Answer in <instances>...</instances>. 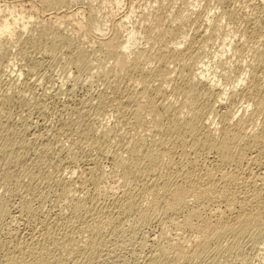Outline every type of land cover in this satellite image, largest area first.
I'll list each match as a JSON object with an SVG mask.
<instances>
[{
  "label": "rangeland",
  "instance_id": "374dc122",
  "mask_svg": "<svg viewBox=\"0 0 264 264\" xmlns=\"http://www.w3.org/2000/svg\"><path fill=\"white\" fill-rule=\"evenodd\" d=\"M262 2H264V0H0V9L2 10L0 13V23H2L4 18H11L8 14V10L16 16L18 14L25 15L28 21L26 30H22L20 29L21 27L17 26L15 31L10 34H0V106H2L0 107V125L3 127L2 129L8 130V134L13 141L19 143L22 139L25 144H27L25 146L21 144L14 145L12 155L16 156L15 159H5L4 156L0 155V200L6 203L8 211L5 213L6 215H3L0 219V248L4 246L12 249V246L9 245L10 242L15 245L22 241H28L31 236L33 239L42 240L45 238L43 233L46 231V226H44V224L54 222L55 220L57 222L59 221L60 228L61 225L63 226L61 230L58 228V231L61 233H71L73 231L70 228L74 226H71L67 222V219L72 216V208H69V206H72V202L69 199L65 201L60 195V189L63 184H68L69 187H71L72 193L70 194L73 195L74 198L84 200L88 205L90 204V206H92V209H95L92 210V212L94 211L93 214L96 215H93L95 218H99L98 216L100 215L99 219H101V216L106 210H109V214H112L110 215V218H113L111 220L112 222H110L111 224L108 223V225H106V222H103L99 228L100 231L96 229V226L94 229L93 225L87 222L89 219L88 214H92V212L83 213V211H81V213H78V218H74L75 223L85 224H83L85 230L81 231H85V233L81 234V232H78L77 235L75 234V236H79L76 238L79 239L76 240V242L81 240L80 242L82 243L83 240L85 243V240L87 241L89 238L87 237L88 233H92L96 236L97 242H103L104 244L102 248L99 247V251L95 252L92 256L94 264H144L146 255H148L147 253H150L151 250L156 252V254L160 253L155 249L161 242L163 245L172 244L173 240L176 242L177 240L174 233L180 232V230L173 226L174 224L169 220L170 218L167 217V219L159 208L153 206L151 209L149 205H146V203L148 204L147 201L143 202L140 199V194L137 193L139 192V190H137L138 187H136L137 189H135L134 192L135 195L138 194L136 195V199L138 197L137 202H141V204H139L140 206L137 204L139 209L135 206V212L133 209L132 212L124 213L120 208L114 207L115 210L112 206L114 204H112L113 199L110 197L111 193L115 191L119 194L124 190L119 186L120 181L118 180V176L112 173L111 161L114 156L125 155L126 149L130 146L132 141L136 139L135 137L145 138V141L149 142L153 138L158 139L160 134L161 136L163 135V132H158L160 133L159 135L157 134L156 136V134H154L155 137L153 136V125H151L153 118H150L149 114L146 116L147 113L143 112L144 110L140 116L141 120H144L142 122V124H144L142 126L143 129L134 130V126L131 124L134 121L132 107L133 103L138 99L139 95L137 93L142 90L143 85L137 82L138 79L135 77L137 75L136 73H129L131 72L130 70L123 72L124 70H117L118 68H115V65H113L114 57L112 56L113 54H111L113 53L112 50L115 45L120 44L124 40L127 32L138 30L140 34L137 36L135 45H132L130 50L122 52L121 48H117V51H119L118 54L122 57L123 62H125V65L129 66L134 62H141L148 56L157 54V51L162 49V46L164 47L166 43L172 46L175 41L178 42L179 39L181 40L184 34L187 36V42H183V44L178 45V47L182 50H186L190 46L189 49L194 51V53L196 52L195 54L192 52L195 56V58L193 56L192 60V63H194L193 66H195L196 63L199 65L200 60H207L206 65H208L209 71L211 74L215 75V78H213V76L212 78L215 80L220 79L219 84L222 85H220V87L223 88V86H225L224 89H226V87L229 89H226L227 94L224 96L225 100L223 99L222 102L218 101V103L216 101L217 99L214 97L203 96V94H199L200 96L198 95V98L195 97V103L197 102L200 104L199 102H201L203 98L202 104H205L204 102L207 100V106L211 103L214 105H211L212 108H217L216 110L213 109L211 116L208 115L209 118L205 117V119L202 120L204 127H202L201 132L207 131L210 136L217 137V139L220 138L222 125L219 123V114L226 109H230L229 111L235 112L234 116H236L232 117L233 124L232 121L230 122V125H233L231 128L229 126L231 130L230 133L235 129L236 121L242 116H247L248 118L252 115L251 112H253V115H257H255V117L253 115L251 116V118H254L251 120L253 122L250 121V123L248 121L249 126L246 123V128L244 129L247 131L245 130V133L246 135L258 133L261 130L260 128L264 125V67H262L264 66V3ZM260 6L262 9H260ZM190 9L196 12V14L190 15ZM261 10H263V12ZM185 14L187 16H185ZM126 17L128 18L126 19ZM207 17H209V20ZM10 22L12 23V19ZM172 26L173 28L175 27L174 34L172 30H170L173 29L171 28ZM56 32L62 33L69 39V49L62 44L53 45L50 36L52 33ZM175 32H177V34ZM179 34L182 35L179 36ZM176 35L179 36V39ZM110 38H114V42H109ZM224 38L227 40H225V44L228 45L230 43V47L227 46L229 48L226 49L225 46L227 51H225V54L223 53L224 55H220L223 48L221 40H224ZM193 43L195 44L193 45ZM191 46L193 48H191ZM48 48H50V50ZM78 49L84 50V52L88 50L86 55L92 61L91 63L95 65V70L98 67L96 71L93 68L91 70L94 72L89 71L90 69H82L81 72L80 69L78 71V68L74 67L75 64L73 65L74 62L72 61L74 55L80 51ZM257 49L258 51L256 52ZM106 53L108 56L110 55V59L106 56ZM69 54L73 55L70 56ZM256 55H259L257 56L258 58ZM218 56L221 57L217 59ZM70 58L72 59L70 60ZM97 58H99L100 61ZM257 60H263V64L259 63ZM178 61L171 63L173 64H170L171 66L169 65L170 71L172 72L170 73V77L173 78L171 82L163 83V85L159 79H152L151 86L158 87L160 84L163 85H161L163 89L161 90L162 94H154V96L159 95L156 97L153 96L156 100H154V102L160 109H162L160 105L164 104L166 106L167 104L168 106L169 104L171 105L170 108L172 110L174 109L171 112L175 113L182 110V113L184 111V115L182 113V117L180 116V123L182 124L192 113L191 115L188 113V96L185 94L186 91H178L173 87L176 86L175 81H179L177 78L178 72L186 67H183L184 61ZM189 62L191 66V61ZM155 63L156 64H148L146 67H155L158 65L156 61ZM100 66H102L100 68L101 70H99ZM10 70L13 71L15 79L12 77L7 78L8 71ZM104 71L106 72L102 73ZM252 71L253 73L256 72L251 74ZM97 72L101 73L97 75ZM93 73L95 74L92 75ZM221 73H224L223 78L219 76ZM237 76L243 77L245 83L243 82L237 87H234L235 81L237 82L238 79ZM88 77L93 78L88 79ZM252 77H254V79ZM76 81L77 84L74 83ZM251 87H253V89ZM257 96L260 98L262 97L261 99L263 102ZM102 97L103 99L101 102ZM199 99H201V101ZM258 99L261 101L262 105L259 104L260 101H258ZM141 100L146 101L143 98ZM198 104H194V106H198ZM225 107L227 108L225 109ZM174 113H170V116L172 115L171 118ZM185 113L187 114L185 115ZM199 121L201 122V120ZM205 126L209 127L207 128ZM149 127H152V129ZM219 129H221V132ZM244 129H242V132H244ZM249 130L252 131L249 132ZM148 131L152 134L148 133ZM3 133L4 132L1 130L0 136ZM215 134L218 136H214ZM185 135L187 139L188 133ZM13 136L15 137L12 138ZM188 139L187 146L190 142L189 137ZM166 144V146L164 145V150L168 149V151H166V157L164 156L165 158H163V160L167 161L161 165L164 167L168 163L166 167H168L169 170H167L168 168L165 170L166 167L161 168L159 165L161 162L159 157L157 167L159 171V168L162 169L161 171L163 174L160 171L156 172L155 175H158L156 177L160 180L163 176H174L187 168L192 169L186 171L195 172L196 170L195 173L200 172L201 174L207 172L208 169L211 171V168H213L215 172L219 168L217 167L218 162L215 161L212 153L198 152L193 148L194 151L192 149L190 150V145L189 148L185 145L184 147L187 148L185 149L184 147L181 148L182 145H180L179 148L178 145L173 146L169 142ZM171 148L175 150H171ZM167 152H170V158ZM196 152L201 154L198 155ZM246 152L243 155L235 154L236 159L238 157L239 160L240 157L245 155V157H243L245 160L241 158L242 160L239 161L238 164H228L227 167L221 164L220 168L223 170L225 169V171L229 170V172H237V176L241 178L240 182H242L239 184L240 186H235V191L239 189L237 192L241 193L244 189L243 186H246L245 190L246 192L248 191L246 193L244 190L243 193H241L242 195L244 193H246V195H253V192L256 191V189L253 188V183L257 187L263 188L261 194L262 198H259V200L263 201L264 178L260 177V175L262 173L261 171L264 172V154L259 156V160L254 161L252 156L255 155V152L251 149ZM247 155L249 158H246L248 157ZM262 158L263 160H261ZM168 160H170V162ZM187 160H189V163L193 160V162H191L192 164L190 163L193 166L188 165L189 163H186ZM260 161L262 163H260ZM236 164L238 167H236ZM232 165L235 166L233 167ZM214 167H216V169ZM238 168L241 169L239 170L240 172ZM30 171L33 172V174H30ZM3 174L4 176H2ZM159 174H161V178ZM5 176L7 178H5ZM250 176L252 177V182L254 181L253 183L249 180ZM149 177H152V175L146 176L144 178L145 182H152L151 180H154V175L152 177L153 179ZM93 180L97 184L93 182ZM247 184L250 185V187ZM110 190H113V192ZM206 200V203L205 201L202 203L205 205L204 207L206 208L207 205V208L209 207L210 210L213 209L215 206L214 203L209 199ZM202 204L200 207L203 206ZM243 205L245 206L246 204H242V207ZM246 206L244 209L247 211L249 206ZM144 208L151 209L148 219L139 217L138 215L140 213L137 214L138 212H142ZM153 208L155 209L153 210ZM257 209H259L258 206L256 207V210ZM236 210L237 208L232 212L234 215L230 213L228 215L229 217L226 216L229 222H233L232 220L234 219L233 216L235 217L236 215ZM96 212H98V215ZM85 214L86 216H84ZM164 217L167 220H165ZM63 218H65L64 220H66V222ZM229 218H231V220ZM65 223H68L70 227L66 229ZM104 225L106 226L104 227ZM86 226L89 227L90 230H88L89 228ZM68 229L71 231H68ZM73 229L76 230L75 227ZM252 232L253 230L247 235L248 237L246 236V238L244 237L242 240H236L237 244L235 242L231 243V241L227 239V241L224 240L225 242L223 241L224 245L222 243V248H227L228 251L227 249H223L222 252L224 254L222 256L213 257L212 255L213 259L211 260L212 257L203 255L201 256L202 258H193L194 260L190 259V261L185 262L186 260H184V263L181 262L183 264H264V234L263 236L260 235V237L258 235L251 236ZM162 235L164 236L163 238ZM189 236H191L189 232L182 233L181 239L184 238L183 240L185 242L189 241L191 239ZM186 237L189 239L187 240ZM166 238L170 241H166ZM171 238L173 240H171ZM251 238H253V240ZM105 241H107V243ZM253 241L255 242L253 243ZM28 242H30V240ZM226 242L228 246L231 244L234 245L231 247L229 246L230 248H228V246L225 247L227 245ZM185 246L187 250L190 251L188 253L185 249L187 255H190L191 252L193 253L195 248L194 245L192 246L193 248H189V243L187 245L186 242L184 244V247ZM166 249L169 252L170 250L168 249L171 248ZM172 250L174 251V248L171 249V254L173 253ZM1 251L3 250L1 249ZM57 252V250L52 251L53 254ZM60 252L62 254L64 253L63 255L66 256L65 251L62 250ZM70 256L68 260L65 259V257L62 264L75 263V259L73 258L74 255ZM181 262L180 264H182ZM175 263L173 261L171 262V264ZM77 264L80 263L78 262Z\"/></svg>",
  "mask_w": 264,
  "mask_h": 264
},
{
  "label": "bare ground",
  "instance_id": "6f19581e",
  "mask_svg": "<svg viewBox=\"0 0 264 264\" xmlns=\"http://www.w3.org/2000/svg\"><path fill=\"white\" fill-rule=\"evenodd\" d=\"M195 1H197V0H195ZM262 3H264V2H262ZM258 7H259V5H258ZM262 7H263V5H262ZM260 9H262L261 6H260ZM263 9H264V7H263ZM1 11L2 10L0 9V13H1ZM258 11H260V10H258ZM261 11L263 12V10H261ZM223 13H225V12H223ZM230 13H229V15H230ZM8 14H9V16L11 18L10 19L9 18H4L2 23H0V34H3V33L10 34V33L15 31L17 26L21 27L20 29H22V30H26L28 21H27V17L25 15H22V14H18L17 16L13 15L10 10H8ZM189 14L190 15H194V14H196V12H194L192 9H190V13ZM227 14H228V12H227ZM185 16H187V15L185 14ZM226 17H224V18H226ZM127 18L128 17H126V19ZM204 18H205V16H204ZM208 18L209 17H207V19ZM230 18H232V17H230ZM11 19H12V23L10 22ZM173 20H174V18H173ZM197 21H198V19H197ZM180 24H182V23H180ZM171 28H173V26ZM170 30H172V33H173L175 31V27L173 29H170ZM175 33L177 34V32H175ZM139 34H140V32L138 30H131V31L127 32L124 40L120 44H117V45L114 46V49L112 50L113 53H111V54H113L112 56L114 57L113 65H115V68L116 67L118 68L117 70H124L123 72H126V70L127 71L130 70L131 72H129V73H132V72L136 73L137 75L135 77L138 79L137 82H139V83H141L143 85L142 86V90H140V92L138 91L139 93H137L139 95V97H138V99H136L135 103H133V107H132L133 110L130 108L132 110L133 115H134V121H133V123H131L134 126V130L135 129L136 130L140 129L144 125V124H142V122L144 120L142 121L141 117H140L142 115L141 114L142 111L144 110L143 112L147 113L146 116L149 114L150 118H153L152 121H151V125H153V131H154L153 136H154V134H156V136H157V134L159 135L160 133H158V132H163L162 133L163 135L161 136V134H160L158 139H154L153 138L152 140L150 139L151 141L148 140L149 142L145 141V138H142L139 135L140 138L135 137L136 139L134 141H132L130 146L126 149L125 155H119V156L116 155V156H114V158L111 161L112 173L114 175L118 176V180L120 181L119 186H121L124 190H122L121 193H119V194L116 193L115 191L113 192V190H110V191L113 192V193H111L110 197H112V199H113L112 200V204H114V205H112L113 208L114 207H118L124 213L132 212L133 209H134V212H135V206L137 207L139 204H141V202L140 203L137 202L138 197L136 199V195H138V194L135 195V192H134L135 189H137L136 187H138L137 190H139V192H137V193L140 194L139 195L140 199L143 202L147 201L148 204L146 203V205H149L150 208L153 207V206L159 208L166 218L167 217L170 218L169 220L174 224L173 226H175V228L180 230V232L174 233L175 234V238L177 240L176 242H175V240H173L174 236L172 237L173 239L171 238V240H173L174 244L172 242V244L163 245L162 242H161L160 244H162V245H160L159 243H156V244H159L157 247L152 245L153 247H156L155 250H158L160 252L159 254H161V255L156 254V252H153L151 250L150 253H147L148 255H146L144 264H171L172 261L174 263L176 262L175 264H177V263L180 264L181 261L183 262L184 260H186L185 262H187V261H190V259L200 258L203 255H207L208 257H212V255H213V257H218V256H222L224 254L222 252V250L224 249V248H222V243L224 245V242L227 241V240H230L231 243L235 242L237 244L236 240L238 241V240H242L244 237L246 238V236L249 235L250 231H252V230H253V232H252L251 236L252 235H254V236L258 235L259 237H260V235L263 236V234H264V199H263V201L259 200V198L260 199L262 198L261 194H262V189L263 188H260V187H257L256 185H254V183H253L254 181L252 182V180H251L252 177L250 176L249 180H251V182L253 183L252 184L253 188L256 189V191L253 192L252 189H251V191L253 192V195L252 194L251 195H249V194L246 195V193L248 191L246 192V190H245L246 186H243L244 189L241 191V193H243L244 190H245L246 193H244L245 195L244 194L242 195L241 193L237 192V191H239L238 188H237L238 190L235 191L236 190L235 186L239 185L242 182V181L240 182L241 178H239L237 176L238 175L237 172L236 173L235 172H229V170L225 171V169L223 170V169L220 168L221 167L220 165L221 164L224 165V166L226 165V167H227L228 164H235V163L238 164V162L241 161L243 159V157H245V155L240 157V160H239L238 157H237L238 160L236 159V155L237 154L243 155L247 150H250V149L253 150V152H255V155L253 154L254 156H252V154H251L252 159L254 161L259 160L258 159L259 156L264 154V125H263L264 123L262 122L263 126L260 128L261 130L258 133L256 132V133H253L251 135L248 134L249 136L246 135L245 132L247 130L244 129V128H246L245 127L246 123L249 126L248 121L250 122L251 120H253L252 118H254L255 115H257L255 113H254L255 115H253V112H251L254 117L251 118L252 115L249 116V114H248V116H249L248 118H247V116L246 117L242 116L240 118L238 117L239 119L237 118L238 120L235 123V129L233 130L232 133H230L231 132L230 128L233 126V125L232 126L230 125V122L232 121V117L235 115V112H231V111H229L230 109H226L227 107H225L226 110H224V112L219 114V120H220L219 123H221V125H222V127H221L222 128V133H221V135L219 134L220 138L217 139V137L215 138L213 136H210L209 132H207V131H206L207 133L205 131L201 132L202 127H204V124L202 123V120L205 119V117L209 118L208 115L211 116V114L213 112V109L216 110L217 108L216 109H215V107L212 108L211 107L212 104L210 102H209L210 105L207 106L206 105L207 100H206V102H204L205 104H202L203 103V98H202V101H201V99H199L202 103L198 101L201 105L198 104L197 102L195 103L194 99L198 98L200 96L199 94H201V95L203 94V96L206 95L208 97H214L215 99H217L216 100L217 103H218V101L222 102L223 99H224V96L227 94V91H226L227 87H226V89H224L225 86H223V88L220 87V85H221V84H219V80L220 79L219 80L213 79V78H215V75L211 74V72L209 71V69L207 67L208 65H206V63H207L206 61L207 60L206 61L200 60L199 61V65H198V63H196L195 66H193L194 63H192V60H193V56H194V54L196 52L194 53V51H191V49H189L190 48L189 45H188L189 48H187L186 50H182V49H180V47H178V45L183 44V42L184 43H185V41L187 42V40H186L187 36H185L183 34V32H182L183 36H182L181 40L179 39V36H181L182 34L181 35L179 34V36L176 35V36H178L179 41L178 42L175 41V43L173 42L174 44L172 46L166 43V45L164 47L162 46V49L157 51V54H155L153 56H148L146 59L142 60L141 62H134V63L130 64L129 66L125 65V62H123L122 57H120V55L118 54L119 51H117V48H121L122 52L130 50L131 46L135 45L136 40H137V36ZM50 40L53 43V45L62 44L63 46H66V47L70 46L69 39L67 37H65L62 33H59V32L52 33L51 36H50ZM225 40H226L225 38H224V40H221V43L223 44V48L221 47L222 51L220 49V51H221L220 55H224L225 51H227L226 49L230 47V43L228 45H226L225 44ZM109 42H114V38H110ZM194 44L195 43H193V45ZM192 46H191V48H193ZM225 46H226V49H225ZM227 46H229V47H227ZM50 48H48V49L50 50ZM53 49H55V48H53ZM68 49H69V47H68ZM78 50H80V51H78ZM78 50H75V51H78V52L77 53L75 52L76 54L74 55V58H73V61H72V62H74L73 65L75 64L74 67H77L78 71L80 69L81 72H82V69H84V70L85 69H90L89 71H93L91 69L94 68V70H95V67H94L95 65H93L91 63L92 61L86 55V52L88 50L86 52H84V50L82 51L81 49H78ZM201 50H203V49H201ZM257 51H258V49L256 50V52ZM46 52H49V51H46ZM192 52L194 54H192ZM204 52H205V50H204ZM204 52H203V54H204ZM69 55H68V57H69ZM71 55H73V54H71ZM90 56H92V55H90ZM106 56L109 59L111 58V57H109L110 55L109 56L107 55V53H106ZM257 56H259V55H256V57ZM220 57L221 56H218L217 59H219ZM194 58H195V56H194ZM71 59L72 58H70V60ZM97 59H99V58H97ZM178 60L184 61L183 67L186 66L187 68L186 67H185L186 69L182 68V70L180 72H178L177 78H178L179 81H177V82L175 81L176 86H173V87H175V89L178 90V91L183 90V91L187 92V93L185 92L186 96H188L187 97V100H188L187 104L188 105L187 104L186 105L188 106L189 111L188 110H186V111H188V113L190 115L192 113V115L188 116L189 118L184 120V122L182 124L180 123L181 122L180 121L181 120L180 116L182 115V113L184 111L182 113H181L182 110H179V111L177 110L178 112H175V113L171 112L174 109L172 110L170 108L171 105H169V104H168V106H167V104H166V106L164 104L163 105L159 104L160 107L162 108V109H160L159 107L156 106L157 104H155V102H154L155 99L153 98L154 94L162 92L161 90H163L162 89V86L164 85L163 83H169V82H171L173 80V78L170 77V75H171L170 73H172V72L170 71L169 65L171 63L175 62V61H178ZM214 60H216V59H214ZM260 60H261V58H260ZM260 60L259 61L257 60V61L259 63H262L263 60L262 61H260ZM56 61H58V60H56ZM99 61H100V59H99ZM155 61L158 63L157 66H155V67L151 66L152 68H150L149 66L146 67V65H148V64H150V65L153 64V63L156 64ZM185 61H186V65H185ZM187 61L188 62L191 61L192 65L190 66V62L188 63ZM255 63H256V61H255ZM263 63H264V61H263ZM209 64H210V62H209ZM171 65H173V64H171ZM98 66H99V64H98ZM101 67L102 66L99 67V70H101L100 69ZM262 67H264V66H262ZM97 69H98V67L96 68V70ZM260 69L263 70L262 68H260ZM10 71H8L9 73L7 74L8 75L7 78L8 77H10V78L12 77V78L15 79V77L13 75V71H11V73H10ZM86 71H88V70H86ZM105 72L106 71H104L102 73H105ZM99 73H101V72H97L96 74L98 75ZM118 73H119V71H118ZM254 73H253V71L251 72V74H254ZM94 74L95 73H93L92 75H94ZM212 76H213V78H212ZM216 76H218V75H216ZM219 76L223 78L224 73L223 74L222 73L219 74ZM241 76L240 77L237 76L238 79H237V82L235 81V84H234L235 86L234 87H237L239 84L244 82V78L241 77ZM90 78H93V77H88V79H90ZM252 78L254 79V77H252ZM152 79H159L163 85L160 84L158 87H152L151 86V80ZM74 83L77 84V81L74 82ZM232 86H233V84H232ZM251 88L253 89V87H251ZM71 89H73V88H71ZM227 90H229V89H227ZM173 92L175 93L174 90H173ZM200 92H202V93H200ZM20 93H21V91H20ZM156 96H159V95H156ZM156 96H154V97H156ZM103 97L101 98V102H102ZM257 97H259V96H257ZM142 98L144 100H146V101H142L141 100ZM258 101H260V100L258 99ZM101 102H99V103H101ZM211 102H213V101H211ZM262 102H263V100H262ZM0 103H1V101H0ZM194 104H198V106H196V105L194 106ZM259 104H261V101H260ZM212 106H214V105H212ZM252 106H254V105H252ZM263 106H264V103H263ZM0 107H2V106H0ZM257 107H258V105H257ZM176 109H178V108H176ZM258 109H259V107H258ZM253 111H255V110H253ZM260 112H261V110H260ZM170 113H174L173 114L174 118L172 117L173 119L171 118L172 115L170 116ZM120 114H124V113H120ZM186 114L187 113H185V115ZM217 114H218V111H217ZM183 115H184V113H183ZM234 117H236V116H234ZM199 120H201V122ZM251 122H253V121H251ZM208 123H210V122H208ZM232 124H233V121H232ZM254 124H256V123H254ZM4 125H5V123H4ZM211 126H212V124H211ZM229 126H230V128H229ZM205 127L208 128L209 126H205ZM0 128H1L0 131L2 130V132H4L0 136V155L4 156L5 159H10V158H14L15 159L16 156L12 155V149H13L14 145L15 144H21L22 146H25L27 144H25V142L22 139H21L22 141L20 140L19 143L13 141L10 138L9 134H8V130L2 129L3 128L2 126ZM149 128L152 129V127H149ZM9 129H10V127H9ZM145 129H147V128H145ZM242 129H244L243 130L244 132H242ZM219 130L221 132V129H219ZM252 130H249V132H251ZM258 130H259V128H258ZM210 131H211V129H210ZM13 133H14V130H13ZM148 133H150V132L148 131ZM186 133H188V137L190 138L189 145L191 146V148H189L190 147L189 145L188 146L186 145V144H188V141H189L188 137H187L188 141L186 139V135H185ZM150 134H152V133H150ZM210 134H211V132H210ZM214 136H218V135L215 134ZM14 137L15 136H13L12 138H14ZM16 140H18V139H16ZM168 142L171 145H173V146L178 145L179 148H180V145H182L181 148H183L186 145L190 150L193 148L195 151H198V152L201 151L203 153L204 152L212 153L215 161L218 162L217 167H219V168L215 172L213 171L214 169L211 168L212 169V170L210 169L211 171H209V169H208L207 172L204 171L205 173L201 174L200 172L199 173H195L196 170H195V172L194 171L193 172L186 171V170H189V169H192V168L188 169L187 167H185L187 169L184 170V171L182 170V172H179L177 175H174V176H163V178L161 180L158 179V177H156L158 175H155L156 172H160L162 170L161 168L166 167L167 164H168L167 163L165 166L163 165L164 167H162V165H161V164L166 163V161H167V160L164 161L163 158L166 157L165 153H166V151H168V149L164 150V145L166 143H168ZM169 146H167V147H169ZM20 148H22V147H20ZM174 148H176V147H174ZM174 148L173 149L171 148V150H175ZM184 148L187 149L186 147H184ZM14 149H16V148H14ZM235 151H237V152H235ZM14 152H15V150H14ZM198 152H196V154H198ZM246 153H248V152H246ZM196 154H194V155H196ZM199 154H201V153H199ZM206 154H208V153H206ZM168 155H169V158H170V152L168 153ZM159 157H160L159 160L161 162L164 161L163 163H161V162L159 163L158 162V158ZM192 158H194V157H192ZM195 158H196V156H195ZM246 158H249V156L246 157ZM43 159H41V160H43ZM189 160H187V162H186L187 164L189 163L188 162ZM193 160L191 162H193ZM196 160H197V158H196ZM212 160H213V158H212ZM243 160H245V159H243ZM250 160H251V158H250ZM261 160H263V158ZM5 161H7V160H5ZM168 161L170 162V160H168ZM246 161H248V160H246ZM37 162H39V161H37ZM157 162L161 166V168H159L160 171L158 170ZM181 162H184V161H181ZM39 163H41V162H39ZM190 163L188 165L193 166V165H191L192 163L191 164ZM260 163H262V162L260 161ZM9 164H11V163H9ZM214 164H215V162H214ZM237 164H236V167H238ZM263 164H264V162H263ZM194 165H196V164H194ZM246 166H247V163H246ZM2 167H3V165H2ZM206 167H208V166H206ZM167 168L168 167H166L165 170ZM177 168H175V169H177ZM214 168L216 169V167H214ZM167 170H169V168ZM204 170H206V169H204ZM236 170H237V168H236ZM239 170H241V169L238 168V171ZM242 172H244V171H242ZM261 172L262 173H261L260 177L264 178V172L263 171H261ZM29 173L33 174V172H31V171ZM100 174H101V172H100ZM162 174H163V172H162ZM150 175H152V177L154 175V177H153L154 180H151L152 182H147V181L145 182L144 178L146 176H150ZM160 175L161 174H159V176ZM167 175H169V174H167ZM242 175H244V174H242ZM2 176H4V174ZM31 176H33V175H31ZM42 176H44V175H42ZM152 177H149V178L151 179ZM258 177H259V175H258ZM5 178H7V177L5 176ZM160 178H161V176H160ZM60 181H62V180H60ZM93 182H95V181L93 180ZM243 183H245V182H243ZM249 184H250V182H249ZM60 185H62V184H60ZM138 185H140V186H138ZM248 186L250 187V185H248ZM241 188H240V190H241ZM248 190H249V188H248ZM71 191H72L71 187H69L68 184H63V186L60 189V195H61V197L64 198L65 201H67L66 199H69L72 202V206L71 207L69 206V208H72V214H71L72 216L70 215L71 217H69L67 219V222L71 226L75 227L76 230L73 229L74 227L70 228V229H72L75 232L72 231L71 233L70 232L69 233H67V232L66 233H61L60 231H58V228H60V226H59L60 223H59V221L57 222L54 219L55 220L54 222H49L47 224L46 223L44 224V226H46L45 227L46 231H45V233H43L44 234L43 236H45V238H43V239L41 238L42 240L33 239V237L31 236L28 239V241L30 240V242H28V241L23 242L22 241L21 243H17L15 245H14V243L10 242L9 245L12 246V249L8 248V247L6 248L4 246L1 247L0 248V264H62V262L64 261V258L66 257L65 259L68 260V257H71L70 255H74V257L73 256L72 257L75 260L73 258H71V259H73L75 261V263L73 262V264H77L78 262L80 264L81 263L82 264H94L93 260H92V256L94 255L95 252H98L99 251V247L102 248V245H104V244H103V242H97L96 236L94 234H92V233L91 234L88 233L87 237H89V238L87 239V241L85 240V243L83 242V240H82V243L80 242L81 240L76 242V240H79V239H76L79 236L77 237V236H75V234L77 235L78 232L80 233L81 231L85 230V226H84L85 224L83 222H80V223H83L84 225L75 223V221H74L75 219L74 218L79 216L78 213H81V211H83V213L84 212L85 213H87V212L89 213V212H92V210H95V209H92V206H90V204L88 205L84 200L79 199V198H74V196L70 194V193H72ZM98 196H99V194H98ZM263 196H264V194H263ZM206 199L211 200L214 203V205H215L214 207L215 208L212 206L213 209L210 210L209 207L207 208V205H206V208H205L204 207L205 205H203L202 203L204 201L206 203V201H207ZM41 201H43V200H41ZM244 203L249 206V209L247 208V211H246V209H244L246 205L245 206L243 205V207H242V204H244ZM201 204L203 206L200 207ZM248 206H246V207H248ZM257 206L259 207V209L256 210ZM210 208H211V205H210ZM235 208H237V210L235 212L236 215H235V217L233 216V218H234L232 220L233 222H229L227 220V218L229 217L228 215L230 213H232L235 210ZM137 209H139V207H137ZM154 209L155 208H153V210ZM150 210L148 208H144L142 210V212H138L137 214L140 213L138 215L139 217H142L143 219H148V215H149V211ZM156 210H158V209H156ZM136 211H138V210H136ZM6 212H8L7 211V205H6V203L4 201L0 200V219H1V217L3 215L4 216L6 215L5 214ZM93 212H92V214H88L89 219L87 220V222H90L89 224L93 225V228L96 226V229L99 230V228L101 227L103 222H106V225H108V223L112 222L111 220L113 218L112 219L110 218L111 217L110 215H112V214H109L110 213L109 210L108 211L107 210L104 211L103 215L101 216L102 217L101 219H99L100 215L98 216L99 218H97V217L95 218L94 216H96V215H94ZM98 212H96L97 215H98ZM100 214H102V213H100ZM232 214H231V216H232ZM84 216H86V214ZM226 216H228V217L226 218ZM166 218H165V220L168 219V218L167 219ZM64 219L65 218H63V220ZM229 219L231 220V218H229ZM64 221L66 222V220H64ZM68 223L67 224L65 223L66 229L68 227H70V226H68ZM106 225H104V227ZM108 227H110V226H108ZM78 228H79V230H78ZM87 228H89V227H87ZM61 229H63L62 225H61L60 230ZM70 229H68V231H71ZM88 230H90V228ZM186 232H189L190 235H191V236H189V238L191 237V239L189 241H186L187 245L189 243V248L192 247L193 245L195 247L193 253L191 252L190 255H187V253H186L188 250H187L186 246L184 247V244L186 243L183 240L184 238L181 239L182 238V233H186ZM82 233H85V231L81 232V234ZM163 237L164 236L162 235V238ZM167 238H166V241L168 240ZM253 238H251V239L253 240ZM180 239H181V242H180ZM186 239H187V237H186ZM258 239H260V238H258ZM34 240H36V241H34ZM249 240H247V241H249ZM159 241H161V240H159ZM168 241H170V240H168ZM255 241H253V243ZM105 242L107 243V241H105ZM164 243H165V241H164ZM12 244L14 245V247H13ZM167 245H168V247H167ZM232 245H234V244H231L229 246L231 247ZM227 246H228V243H227V245L225 247H227ZM229 246H228V248H230ZM166 248H171V249L174 248V251L172 250L173 253L172 254L170 253L171 249H168V250H170L168 252ZM1 249L3 251H1ZM226 249L227 248H225L224 250H226ZM53 250H57L58 252L53 254L52 253ZM62 250L66 252V256L63 255L64 253L62 254L60 252ZM227 251H228V249H227ZM189 252L190 251H188V253ZM213 257L211 258V260L213 259ZM218 260H219V258H218Z\"/></svg>",
  "mask_w": 264,
  "mask_h": 264
}]
</instances>
